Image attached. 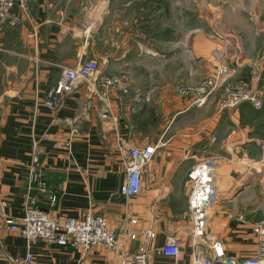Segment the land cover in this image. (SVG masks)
Segmentation results:
<instances>
[{"label": "crops", "instance_id": "obj_1", "mask_svg": "<svg viewBox=\"0 0 264 264\" xmlns=\"http://www.w3.org/2000/svg\"><path fill=\"white\" fill-rule=\"evenodd\" d=\"M86 2L26 0L23 9L15 8V25L0 21V187L8 215L24 214L36 153L56 196L50 206L40 198L39 206L52 216L104 214L111 227L133 216L137 224L130 228L156 232L149 244L151 264H191L187 174L198 158L218 156L221 192L209 232L239 260L255 255L252 223L264 208L258 172L251 167L261 142L247 118L254 109L242 103L220 110L219 92L200 108L180 96L177 86L197 84L211 74L215 49L228 53L234 79H247L248 63L264 44V35L251 24L263 18L264 0H201L202 9L190 0H109L99 26L87 35ZM87 59H95L101 73L124 80L127 93L109 94L114 118L84 82L55 111L44 105L61 67ZM64 117H77V134L71 136V127L60 122ZM115 127L133 144H157L143 168L140 192L126 199L120 195L124 171L114 146ZM230 211L245 213L247 221L230 219ZM169 236L185 242L177 260L155 252ZM138 243L127 241V247L134 251ZM26 251L18 232L0 226V264ZM31 251L32 264H110L113 259L103 245L85 250L36 240Z\"/></svg>", "mask_w": 264, "mask_h": 264}, {"label": "built area", "instance_id": "obj_2", "mask_svg": "<svg viewBox=\"0 0 264 264\" xmlns=\"http://www.w3.org/2000/svg\"><path fill=\"white\" fill-rule=\"evenodd\" d=\"M25 1L0 0V21L6 20L11 25H15L18 21L15 8L23 9ZM97 2L98 0H87L83 7L86 35L99 26L100 18L107 5V0H104L105 4L102 3V7L98 8ZM208 36L217 38V33L214 32ZM213 53L216 61L214 71L197 84L181 83L177 86L178 94L183 98H191V105L200 108L214 100L219 92L220 110L238 108L242 103H248L256 110L264 109V96L258 88V82L264 72V55L248 63L250 76L247 79H234L235 69L228 62L226 50L215 49ZM59 74L55 84L47 89L43 100L44 105L53 111L65 95L70 94L72 89L84 82L91 86L102 102L104 113L114 118L108 99L110 92L121 89L128 92V89L124 87L123 78L101 73L95 59L83 60L71 67L62 66ZM76 120L77 117L60 119L61 123L71 127V136L77 134ZM113 138L119 155L118 159L124 171L120 195L126 199L140 192L143 168L152 161L157 144H133L120 136L117 127L114 128ZM69 142L70 139L67 145ZM32 157L28 191L23 198L24 214L21 217L8 215V202L0 187V226L7 231L18 232L26 240L27 251L24 257H12L10 264H32L34 255L31 246L36 240L59 246L80 247L85 250L91 249L94 245H103L113 254L110 264H151L152 252L149 250V244L157 237L156 232L151 227H142L138 230L130 228L131 225L137 224L133 216H125L119 227H111L104 214L87 212L78 218H57L41 208L40 198H43L50 206L54 204L56 196L41 172L36 153H33ZM218 163V156L198 158L190 166L187 174L186 185L190 188L189 212L192 218L189 232L192 247L191 264H264V209L260 217L252 223V232L258 240L257 252L253 256L239 260L228 252L219 237L211 236L209 232L213 212L219 203L221 192L218 182ZM32 190H35L36 194L31 193ZM227 217L238 222L247 221V216L243 212L230 211L227 212ZM127 241H138L136 250L131 251L127 247ZM183 243L185 242L179 238L169 236L167 241L155 249V252L177 260L184 253Z\"/></svg>", "mask_w": 264, "mask_h": 264}, {"label": "rangeland", "instance_id": "obj_3", "mask_svg": "<svg viewBox=\"0 0 264 264\" xmlns=\"http://www.w3.org/2000/svg\"><path fill=\"white\" fill-rule=\"evenodd\" d=\"M195 7L203 8L204 4H201V0H190ZM109 0H107V3ZM102 3L105 4L104 0H98L97 7H102ZM251 24H253L255 31H261L260 34L264 35V15L261 20H252ZM214 32H207V36ZM264 40V38H263ZM258 55L253 58L256 59L262 55H264V44L263 47L259 50ZM253 61V60H252ZM258 88L261 90L264 96V72L262 74L261 80L258 82ZM248 122L252 126H254V131L257 132L260 142V156L257 157L255 162L251 163V167H254L253 170L258 172L256 178V188L259 189L260 192V202L262 204L261 208H264V109L262 110H249L247 114ZM218 182L220 183V178H218Z\"/></svg>", "mask_w": 264, "mask_h": 264}]
</instances>
